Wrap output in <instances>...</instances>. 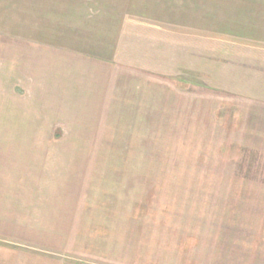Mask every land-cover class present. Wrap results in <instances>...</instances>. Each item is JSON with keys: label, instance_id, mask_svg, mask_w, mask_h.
<instances>
[{"label": "rangeland", "instance_id": "374dc122", "mask_svg": "<svg viewBox=\"0 0 264 264\" xmlns=\"http://www.w3.org/2000/svg\"><path fill=\"white\" fill-rule=\"evenodd\" d=\"M87 1L98 3V13L109 7L112 18L85 27L82 46L90 35L103 45L96 40L83 50L109 59L127 48L145 50L147 63L162 67L161 106L154 112L141 104L147 110L137 112L122 102V82L116 91L93 85L84 73L105 65L86 63L78 79L57 46L23 42L18 56L2 46V151L28 156L27 168L108 174L99 180L129 200L128 224L146 237L144 264H264V100H257L264 89L251 88L255 81L264 87V44L249 39L251 2L263 9L264 0ZM72 11L66 0L71 25ZM202 201L216 204L209 223L191 215ZM190 232L204 241L189 240L196 239Z\"/></svg>", "mask_w": 264, "mask_h": 264}, {"label": "crops", "instance_id": "0c3cea01", "mask_svg": "<svg viewBox=\"0 0 264 264\" xmlns=\"http://www.w3.org/2000/svg\"><path fill=\"white\" fill-rule=\"evenodd\" d=\"M68 2L73 10L71 15L73 25L69 24L70 17L65 19L66 0H0V49L2 46L10 50L16 49L15 54L18 56L19 50L23 52L25 49L23 42L26 44L34 40L35 44H42L47 48L49 45L57 46L64 49L62 62L66 68L78 70L75 71L79 74L78 79L79 68L88 66L86 63L101 67L105 65L103 71L96 67V72L94 69L91 73L92 69L89 68V74L88 72L84 74L89 77L91 74L92 78L89 80L93 85L99 84L100 89L110 84L116 91L118 84L122 82L128 88L126 91H130L137 82V87L129 95L123 90L122 102L132 103L138 107L135 110L137 112L147 110L146 107L140 109L141 104L151 105V111L156 112L157 107L161 106L162 81L158 74L162 72V67L155 63H147L146 51L139 50L137 46L127 48L126 54H119L120 59L111 58L114 50L111 51V59L107 54L103 53L105 55L103 56L92 49L83 50L82 47L90 48L97 45L96 40L99 41L98 46L103 45L101 38L96 39L95 36L92 38L90 35L89 42L84 41L87 46H82L81 33L84 36L86 31H89L85 27L94 26L95 23L108 24L109 18H112L108 14L110 8L103 10L106 13H98L96 11L99 5L96 2L87 0ZM76 2L81 5L80 12L77 11ZM250 8V45L262 46L264 8L257 6L254 8L252 2ZM101 15L107 19L100 18ZM46 34L48 36H45ZM53 34L57 35L56 43L52 40L55 39ZM48 39L52 42L49 43ZM106 43L110 45V42ZM100 48L108 51L107 47ZM24 58L26 59L24 63L30 64L32 70L35 62L33 57L26 54ZM8 59L12 62L15 57L10 56ZM71 65H74V68ZM7 68V63L2 66L0 58V69ZM99 76L101 78H98ZM255 83L251 84V88L255 86L256 89L259 87L264 89L256 81ZM262 96L264 95L261 94L260 97ZM252 111L257 112V108L249 112L253 113ZM248 123L252 126L253 119L251 118ZM251 126L249 125L250 129ZM27 163L28 156L23 158L18 156L17 152H3L0 147V264H93L88 263L89 261H99L98 264H134L133 262L137 261L136 264H144L146 237L142 240L141 235L144 233L136 234L135 229L128 224L131 218L128 212L129 200L121 191L115 193L113 184L109 188V184L99 180V177H107L108 174H97L99 171L96 170L33 169L27 168ZM211 205L216 204L204 201L193 203L194 212H191V215L200 216L209 223ZM115 224H121V229H115ZM123 224H127L125 228ZM202 228L201 230L204 229ZM213 231L218 233L219 227ZM204 233L205 229L201 234ZM189 234L196 237V239L190 237L189 240L204 241V237L198 238V235H195L197 232ZM192 243L190 242L191 247L194 246ZM208 255L209 253L204 254L206 260ZM215 256L220 257L213 252L210 255ZM75 259L81 261L76 262ZM200 262L205 261L201 259Z\"/></svg>", "mask_w": 264, "mask_h": 264}]
</instances>
